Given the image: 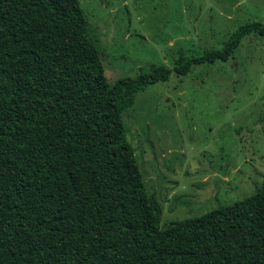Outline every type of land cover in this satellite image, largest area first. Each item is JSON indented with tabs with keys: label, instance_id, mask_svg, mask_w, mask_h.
<instances>
[{
	"label": "trees",
	"instance_id": "obj_1",
	"mask_svg": "<svg viewBox=\"0 0 264 264\" xmlns=\"http://www.w3.org/2000/svg\"><path fill=\"white\" fill-rule=\"evenodd\" d=\"M250 35L264 24L109 84L78 0H0V264H264V182L162 227L123 123L146 87Z\"/></svg>",
	"mask_w": 264,
	"mask_h": 264
},
{
	"label": "rangeland",
	"instance_id": "obj_2",
	"mask_svg": "<svg viewBox=\"0 0 264 264\" xmlns=\"http://www.w3.org/2000/svg\"><path fill=\"white\" fill-rule=\"evenodd\" d=\"M78 1L109 84L147 65L173 67L180 48H218L243 23L264 24V0ZM123 123L162 227L251 195L264 182V42L250 35L231 61L149 85Z\"/></svg>",
	"mask_w": 264,
	"mask_h": 264
}]
</instances>
